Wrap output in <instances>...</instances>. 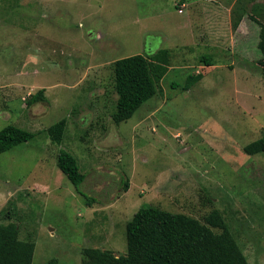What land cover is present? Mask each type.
<instances>
[{
    "label": "rangeland",
    "instance_id": "1",
    "mask_svg": "<svg viewBox=\"0 0 264 264\" xmlns=\"http://www.w3.org/2000/svg\"><path fill=\"white\" fill-rule=\"evenodd\" d=\"M249 14L264 21V0H0V129L36 132L0 154V222L35 240L32 264H80L85 247L125 255L126 224L148 204L201 222L220 211L249 263L264 264V152H244L264 132ZM161 48L171 65L159 92L116 124L111 63ZM42 88L47 100L28 105ZM62 118L57 144L46 129ZM62 150L90 204L59 168Z\"/></svg>",
    "mask_w": 264,
    "mask_h": 264
},
{
    "label": "trees",
    "instance_id": "2",
    "mask_svg": "<svg viewBox=\"0 0 264 264\" xmlns=\"http://www.w3.org/2000/svg\"><path fill=\"white\" fill-rule=\"evenodd\" d=\"M249 17L260 26L258 48L261 56L258 63L264 74V21L253 14H249ZM213 58L212 54H203L201 61L211 66L215 64ZM170 65L171 51L168 48L127 56L111 63L113 86L117 94L111 117L116 124L132 117L159 92L160 83ZM202 76L201 73L190 75L185 89H189ZM46 100L45 88H42L30 94L27 104L33 105ZM66 127L67 119L62 118L50 125L46 132L54 143L61 144ZM35 135L36 132L15 124L6 125L0 129V154L21 142L31 140ZM244 152L249 155L263 153L264 132L260 138L247 144ZM57 163L88 204L93 202V197L79 189L86 175L80 168L78 158L71 152L62 150ZM129 186V182L125 181V191ZM17 210V205L11 203L3 216L11 220ZM1 213L0 211V216ZM213 228L221 231L216 232ZM126 238L125 255H115L111 250L97 247H85L80 264H250L225 217L218 210L212 211L205 217V222H201L184 213L172 212L152 204L143 205L127 222ZM35 248L34 239L20 238V226L16 221L6 224L0 222V264H32ZM44 264L58 262L51 259Z\"/></svg>",
    "mask_w": 264,
    "mask_h": 264
},
{
    "label": "crops",
    "instance_id": "3",
    "mask_svg": "<svg viewBox=\"0 0 264 264\" xmlns=\"http://www.w3.org/2000/svg\"><path fill=\"white\" fill-rule=\"evenodd\" d=\"M184 4H185V3H184ZM184 12H185V10L183 11V13H184ZM258 40H259V39H258ZM245 51H246V49H244V51H243L244 54H246ZM9 193H10V192H8V194H9Z\"/></svg>",
    "mask_w": 264,
    "mask_h": 264
},
{
    "label": "built area",
    "instance_id": "4",
    "mask_svg": "<svg viewBox=\"0 0 264 264\" xmlns=\"http://www.w3.org/2000/svg\"><path fill=\"white\" fill-rule=\"evenodd\" d=\"M179 12H180V13L183 12V9H179Z\"/></svg>",
    "mask_w": 264,
    "mask_h": 264
}]
</instances>
